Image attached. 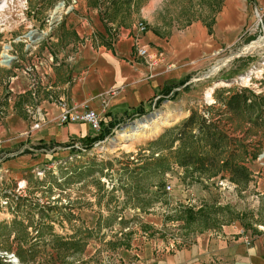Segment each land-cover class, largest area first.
Listing matches in <instances>:
<instances>
[{"label":"rangeland","instance_id":"obj_1","mask_svg":"<svg viewBox=\"0 0 264 264\" xmlns=\"http://www.w3.org/2000/svg\"><path fill=\"white\" fill-rule=\"evenodd\" d=\"M76 1L0 0V61L3 46L13 57L0 63V110L20 78L27 85L35 72L43 77L47 54L65 47L52 40ZM88 1L100 7L108 2L109 18L118 26L133 20L167 37L194 22L209 34L223 2L159 0L147 20L140 17L146 0ZM243 1L245 13L229 22L228 45L205 43L198 64L172 80L182 84L158 93L142 115L115 120L110 135L90 148L80 141L69 150L29 144L15 133L0 135V256H13L16 264H157L197 245L211 251L206 264H243L245 256L219 253L223 245L241 237L247 245L260 240L264 248V107L254 125L252 117L245 121L247 113L235 117L223 105L240 89L252 99L264 98V7L258 0ZM29 31L38 39L29 41ZM191 113L237 141L225 143L218 155L236 154L234 161L250 173L246 183L228 181L223 171L207 177L178 166L163 176L140 173L149 158L166 153L165 132H174ZM158 115L176 118L142 128L139 138L130 131L116 146L110 143L121 128ZM154 126L158 130L149 134Z\"/></svg>","mask_w":264,"mask_h":264},{"label":"crops","instance_id":"obj_2","mask_svg":"<svg viewBox=\"0 0 264 264\" xmlns=\"http://www.w3.org/2000/svg\"><path fill=\"white\" fill-rule=\"evenodd\" d=\"M158 2L146 0L140 17L148 20ZM258 3L264 7V0H258ZM245 11L243 0H223L209 34L201 23L194 22L181 33L167 37L150 25L141 33L133 20L118 26L116 20H110L108 2L100 7L99 2L77 0L54 32L52 42L63 43L65 47L58 55L47 54L41 71L44 76L35 72L31 75L34 77L32 83L28 81L26 85L20 78L17 85L9 89L11 94L0 110V116H5L0 123V135L15 133L28 137L29 144L41 141L56 146L95 135L86 124L60 125L57 121L59 101L86 105L98 114L103 124L130 115L139 106L145 111L165 83L184 76L198 64L200 55L206 52L205 43L226 42L228 45L229 22L231 18H240ZM66 32L71 39L64 42ZM134 41L147 48L153 57L151 65L147 66L136 55ZM36 121H41L39 127L32 130L31 125ZM243 241L239 237L233 243L228 242L222 247L224 253H219L245 256L243 264H264L260 240L251 245ZM197 256L204 262L198 263ZM207 256H212L211 251L196 245L166 256L157 264H206Z\"/></svg>","mask_w":264,"mask_h":264},{"label":"trees","instance_id":"obj_3","mask_svg":"<svg viewBox=\"0 0 264 264\" xmlns=\"http://www.w3.org/2000/svg\"><path fill=\"white\" fill-rule=\"evenodd\" d=\"M182 83L183 80L169 81L162 86L158 93L166 94L170 89ZM223 105L225 112L232 116L240 117L245 116L247 113L244 118L245 121H250L252 117L251 123L255 125V122L262 116L263 112L260 109L264 107V98L256 97L252 99V95L247 90L240 89L231 93L223 101ZM142 114V107L139 106L130 113V116L137 117ZM99 123L98 133L80 140L87 148H90L94 142L102 141L109 136L111 129L116 125L115 121H109L105 124L100 121ZM194 130H197L196 134L192 133ZM165 133L170 136L165 148L166 153L158 158H149V161L139 168L140 170L138 169L140 173L146 172L148 175L163 176L170 172L172 166H178L201 176H214L217 172L223 171L230 182L246 183L248 181L250 173L243 165L234 161L236 154H228L227 157L218 155L225 143L230 145L231 142L236 144L237 141L231 139L212 122H206L201 117L196 118L191 113L174 132ZM193 138L197 139L192 140ZM156 142H161V140L159 139ZM174 142H177L176 148L170 152ZM39 145L44 146L45 144L39 141ZM238 145L242 148L241 144ZM60 146L66 147L67 145ZM241 153L244 155L245 150L243 149ZM131 173H138V171L133 170ZM158 184L164 192L163 181ZM124 187L126 188V186Z\"/></svg>","mask_w":264,"mask_h":264},{"label":"built area","instance_id":"obj_4","mask_svg":"<svg viewBox=\"0 0 264 264\" xmlns=\"http://www.w3.org/2000/svg\"><path fill=\"white\" fill-rule=\"evenodd\" d=\"M136 29L139 32H143L145 30V27L142 23H138L136 26ZM136 55L140 58H142L147 66L151 65L153 63V57L151 58L148 54L147 48L139 45L136 41H134ZM7 56V54H6ZM8 57V56H7ZM57 106L59 107V114L57 116V121L60 125L65 124H86L89 129L95 134L98 133L100 129V118L98 114L94 113L90 109L87 108L84 104H67L64 101H59L57 103ZM41 121H36L31 125V129H37L39 127V123ZM77 141L69 143L65 148L71 149L73 147L78 148L76 145ZM99 143V141L97 142ZM96 145V144H94ZM84 151V150H81ZM166 189H168L166 187ZM9 264H16V259L13 256H0ZM1 259V258H0Z\"/></svg>","mask_w":264,"mask_h":264},{"label":"bare ground","instance_id":"obj_5","mask_svg":"<svg viewBox=\"0 0 264 264\" xmlns=\"http://www.w3.org/2000/svg\"><path fill=\"white\" fill-rule=\"evenodd\" d=\"M59 9V8H57ZM2 60L0 61L1 64H6L7 63V56H4V53L2 54ZM159 117H151L149 116L148 118H144L140 121H137L135 124L128 126V127H123L119 131L116 132V138L111 140L110 143L114 146L117 145V142L124 139L127 137L128 133L131 131V133H135L136 137L139 138L143 134L141 133L142 128H148L150 124H153L155 122H159V125H164L169 121L170 119L176 118V116H160ZM171 117V118H170ZM158 125V126H159ZM158 126H154L151 129H149V134H153L158 130ZM150 128V127H149Z\"/></svg>","mask_w":264,"mask_h":264},{"label":"water","instance_id":"obj_6","mask_svg":"<svg viewBox=\"0 0 264 264\" xmlns=\"http://www.w3.org/2000/svg\"><path fill=\"white\" fill-rule=\"evenodd\" d=\"M34 33L32 31H29L25 34V37L29 40V41H34L35 39L38 38H34L33 37ZM9 49L8 46H3V51H4V56H6L5 52ZM1 57V56H0ZM11 58L7 57V63L10 61Z\"/></svg>","mask_w":264,"mask_h":264}]
</instances>
